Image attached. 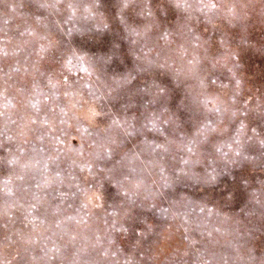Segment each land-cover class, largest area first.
I'll use <instances>...</instances> for the list:
<instances>
[{"label":"rangeland","instance_id":"374dc122","mask_svg":"<svg viewBox=\"0 0 264 264\" xmlns=\"http://www.w3.org/2000/svg\"><path fill=\"white\" fill-rule=\"evenodd\" d=\"M0 264H264V0H0Z\"/></svg>","mask_w":264,"mask_h":264},{"label":"snow or ice","instance_id":"6c2138e0","mask_svg":"<svg viewBox=\"0 0 264 264\" xmlns=\"http://www.w3.org/2000/svg\"><path fill=\"white\" fill-rule=\"evenodd\" d=\"M174 3H175V6H176L177 8H182V7H185V6L187 5V0H174ZM125 6H127V4H125ZM212 7H215V5L213 4ZM149 14H151V13H149ZM221 42L223 43L224 41H221ZM188 63H189L190 65L193 64L192 61H189ZM189 72H190L193 76H197V75H198V73H197V69H196L195 65H193V67L189 69ZM94 115H95V114H94Z\"/></svg>","mask_w":264,"mask_h":264}]
</instances>
